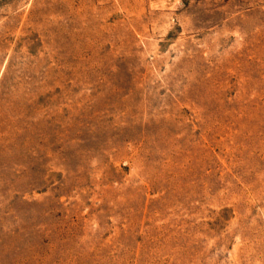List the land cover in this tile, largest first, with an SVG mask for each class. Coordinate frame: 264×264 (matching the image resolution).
<instances>
[{"label":"rangeland","instance_id":"obj_1","mask_svg":"<svg viewBox=\"0 0 264 264\" xmlns=\"http://www.w3.org/2000/svg\"><path fill=\"white\" fill-rule=\"evenodd\" d=\"M0 264H264V0H0Z\"/></svg>","mask_w":264,"mask_h":264}]
</instances>
